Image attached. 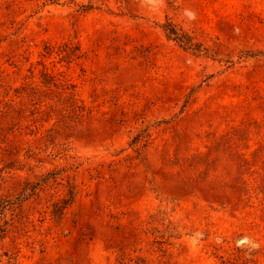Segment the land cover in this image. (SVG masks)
I'll return each mask as SVG.
<instances>
[{
  "label": "rangeland",
  "instance_id": "obj_1",
  "mask_svg": "<svg viewBox=\"0 0 264 264\" xmlns=\"http://www.w3.org/2000/svg\"><path fill=\"white\" fill-rule=\"evenodd\" d=\"M0 184V264H264V0H0Z\"/></svg>",
  "mask_w": 264,
  "mask_h": 264
},
{
  "label": "trees",
  "instance_id": "obj_2",
  "mask_svg": "<svg viewBox=\"0 0 264 264\" xmlns=\"http://www.w3.org/2000/svg\"><path fill=\"white\" fill-rule=\"evenodd\" d=\"M162 28L166 36L168 37V39L174 40L185 50L196 52V53H199L202 51V45L197 43L188 32H186L183 28L179 27L176 23H174L169 18L165 21V23L162 24ZM145 138L146 137L136 136L130 142V145L132 147L138 148V146L143 141H145ZM53 174H57V173H49L48 176H46L42 180V182L48 181L50 178L53 177ZM40 184L41 182L34 184L29 189L30 190L29 192L34 194ZM24 192L22 194L23 196H18V197L5 196L1 193V184H0V259L3 256L2 243L7 236L11 222L14 219V215L17 209L21 207L22 202L26 198H28L29 195H31L30 193H28L27 189H25ZM75 196H76V193L73 187H71L68 192V198H64L61 202H56L54 204L55 212H59V210H62L63 208H66L67 206L72 204Z\"/></svg>",
  "mask_w": 264,
  "mask_h": 264
}]
</instances>
